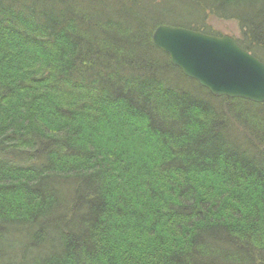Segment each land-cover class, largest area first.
Segmentation results:
<instances>
[{"label":"trees","instance_id":"trees-1","mask_svg":"<svg viewBox=\"0 0 264 264\" xmlns=\"http://www.w3.org/2000/svg\"><path fill=\"white\" fill-rule=\"evenodd\" d=\"M264 0H0V264H264V103L214 96L158 25Z\"/></svg>","mask_w":264,"mask_h":264},{"label":"water","instance_id":"water-1","mask_svg":"<svg viewBox=\"0 0 264 264\" xmlns=\"http://www.w3.org/2000/svg\"><path fill=\"white\" fill-rule=\"evenodd\" d=\"M151 40L172 65L214 96L264 103V63L239 47L234 37L166 24L155 27Z\"/></svg>","mask_w":264,"mask_h":264},{"label":"rangeland","instance_id":"rangeland-1","mask_svg":"<svg viewBox=\"0 0 264 264\" xmlns=\"http://www.w3.org/2000/svg\"><path fill=\"white\" fill-rule=\"evenodd\" d=\"M207 25L209 30L217 35H228L235 38H239L240 29L237 23L230 19V20H223V19H207ZM171 26V25H170ZM175 27V26H174ZM179 27V26H178ZM183 28V27H182ZM187 29V28H186ZM190 29V28H189ZM193 30V29H192ZM195 31V30H194ZM198 32V31H197ZM211 35V34H210ZM216 36V35H214ZM236 41V40H235ZM260 60V59H259Z\"/></svg>","mask_w":264,"mask_h":264}]
</instances>
